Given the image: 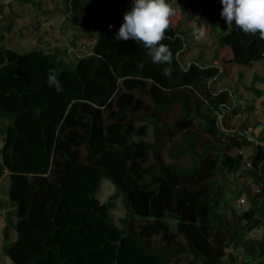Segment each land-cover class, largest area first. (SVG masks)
Returning <instances> with one entry per match:
<instances>
[{
  "label": "trees",
  "instance_id": "1",
  "mask_svg": "<svg viewBox=\"0 0 264 264\" xmlns=\"http://www.w3.org/2000/svg\"><path fill=\"white\" fill-rule=\"evenodd\" d=\"M62 1L66 20L91 45L87 52V44L73 42L74 62L45 44L19 53L0 31V184L8 171L0 198L3 254L11 264H171L184 256L191 257L187 264H264V147L240 137L231 117L254 108L239 107L231 91L212 92L210 82L224 76L220 66L183 65L184 0H168L176 11L162 43L173 53L171 65L153 63L143 43L115 39L132 0ZM18 2L42 8L36 0ZM206 15L231 64L264 62L259 33L234 24L226 30L220 14ZM49 70L59 93L48 85ZM258 84L264 77L254 74L246 89L262 98ZM150 128L153 143L146 141ZM258 141L264 143V129ZM247 147L254 150L249 176L262 190L248 193L250 208L240 214L231 203L248 190L231 194L230 186L244 158L232 152ZM104 180L116 193L102 204ZM118 199L126 210L120 224L112 216ZM169 217L187 244L169 234ZM138 219L153 222L140 228ZM257 230L261 240L251 238ZM154 236L172 245L157 247Z\"/></svg>",
  "mask_w": 264,
  "mask_h": 264
},
{
  "label": "rangeland",
  "instance_id": "2",
  "mask_svg": "<svg viewBox=\"0 0 264 264\" xmlns=\"http://www.w3.org/2000/svg\"><path fill=\"white\" fill-rule=\"evenodd\" d=\"M42 3V8L38 9L32 5H24L18 0H0V31L2 34L7 35L6 45L9 48L15 49L19 53H25L31 50L33 47H37L39 44L47 45L48 52H55L60 50L62 57H65L67 62H74V57L70 54V50L74 51L72 43L77 41L78 47L87 44V52L90 51V43L86 40L82 34L74 28L64 16L65 5L62 0H36ZM187 6V13L189 20L183 24V30L186 31L189 37V46L187 52L182 56V63L187 68L191 63L199 62L203 65H217L220 66L224 72V76L219 81L210 82V87L213 93L218 94L221 91H231L237 95V104L239 107L251 106L254 108L253 112L247 114H240L232 117V124L239 128V131L243 132L247 129V125L251 129H254L255 138L261 137V133L264 129V97L257 98L255 94L248 92L246 87L251 86L254 74H259L264 77V62L252 64L250 67L237 66L230 63L232 60V53L227 48H220L218 40L212 23L208 18L207 11L210 10L212 15H218L221 13L222 4L220 0H184ZM11 5L13 6L11 8ZM207 16V17H206ZM208 20V21H207ZM223 28L227 29V23L225 20L221 21ZM13 26V30L10 33L8 27ZM202 33V35H201ZM78 51V50H77ZM75 54H78V52ZM81 52V51H79ZM86 51H82V54H87ZM243 74L244 79L240 83L239 75ZM257 88L264 90L263 84H258ZM247 98L248 101H245ZM170 123L174 122V117L170 118ZM153 128H150L147 142L153 143ZM134 142H139L140 137L134 136L132 139ZM3 147V138L0 136V148ZM241 154L244 158V166L240 175L231 179L230 192H240L242 189L248 190L244 193L239 200L233 201L232 207L238 210L241 214L244 210L250 208L248 201V193H253V185L258 184L255 179H251L249 173L251 169H248V165L251 164V160L254 156V150L252 147H247L243 150H234L233 156ZM152 161L147 164H151ZM264 175L263 173L261 174ZM7 173L3 174L0 184V198L5 199L8 189ZM259 185V184H258ZM116 193V187L111 181L104 180L101 184V189L98 195V199L102 204L108 202L111 197ZM241 206V207H240ZM242 208V209H240ZM126 210L123 206L122 200L116 201V208L113 211V219L116 223L120 224V220L125 217ZM136 226L151 224L153 220L143 221L136 220ZM167 224L170 227L169 234L176 237L178 242L187 244V239L184 234L179 231V224L174 218L169 217ZM144 222V223H141ZM5 219L0 218V264H11L10 260L3 254V230L5 227ZM159 229V236H163L164 232ZM263 237V231H254L251 238L254 240H261ZM11 241L17 240V234L11 233ZM152 241L157 247H169L172 245L169 242L168 246H165L167 242H162L160 237L154 236ZM230 254H233L232 250H229ZM191 260V257H182L179 261H173L171 264H187Z\"/></svg>",
  "mask_w": 264,
  "mask_h": 264
},
{
  "label": "clouds",
  "instance_id": "3",
  "mask_svg": "<svg viewBox=\"0 0 264 264\" xmlns=\"http://www.w3.org/2000/svg\"><path fill=\"white\" fill-rule=\"evenodd\" d=\"M222 4L221 18L228 25L234 24L246 34L259 33L264 38V0H220ZM175 9L168 0H132L115 39L143 43L155 64L171 65L173 53L169 46L162 43L169 29V17ZM111 28V26H109ZM202 35V33H201ZM165 76L172 74L171 67L163 69ZM48 85L62 91L55 70H49Z\"/></svg>",
  "mask_w": 264,
  "mask_h": 264
},
{
  "label": "built area",
  "instance_id": "4",
  "mask_svg": "<svg viewBox=\"0 0 264 264\" xmlns=\"http://www.w3.org/2000/svg\"><path fill=\"white\" fill-rule=\"evenodd\" d=\"M207 21H208V20H207ZM77 52H78V54H76V55H80V53H81L82 51H81V52L77 51ZM240 137L246 139L250 144L261 145V146L264 147V143L259 142L258 139L255 138V136H253V135L251 134V132L248 131V130H245V131L241 132ZM247 168H248V169H252V163L249 164ZM6 173H7V175H8V171H6ZM263 179H264V175H263ZM253 186H254V187H253V194H254V195H256V194H260V193H261V190H262V189L260 188V186H259L258 184H255V185H253ZM240 207H241V206H240ZM2 214H3V212H2V210L0 209V216H1Z\"/></svg>",
  "mask_w": 264,
  "mask_h": 264
}]
</instances>
